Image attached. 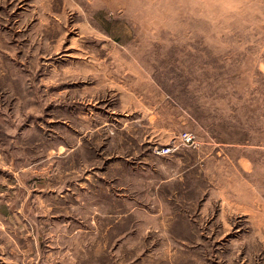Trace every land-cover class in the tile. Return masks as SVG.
<instances>
[{
    "label": "rangeland",
    "instance_id": "obj_1",
    "mask_svg": "<svg viewBox=\"0 0 264 264\" xmlns=\"http://www.w3.org/2000/svg\"><path fill=\"white\" fill-rule=\"evenodd\" d=\"M0 264H264V0H0Z\"/></svg>",
    "mask_w": 264,
    "mask_h": 264
},
{
    "label": "built area",
    "instance_id": "obj_2",
    "mask_svg": "<svg viewBox=\"0 0 264 264\" xmlns=\"http://www.w3.org/2000/svg\"><path fill=\"white\" fill-rule=\"evenodd\" d=\"M182 138H183V140H185L186 142H190V141H192V139H193V136H192V134H190V133H188V132H186V133H184L183 135H182ZM171 147L170 146H166V147H163L162 149H161V153H169V152H171Z\"/></svg>",
    "mask_w": 264,
    "mask_h": 264
}]
</instances>
